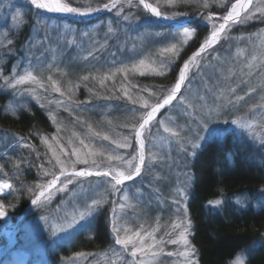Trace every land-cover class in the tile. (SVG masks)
Segmentation results:
<instances>
[{
    "label": "rangeland",
    "instance_id": "rangeland-1",
    "mask_svg": "<svg viewBox=\"0 0 264 264\" xmlns=\"http://www.w3.org/2000/svg\"><path fill=\"white\" fill-rule=\"evenodd\" d=\"M215 1L222 5L221 9L228 10L227 15L233 11L234 6L236 8L234 15H238L242 8V0L230 5L229 0ZM20 2L23 1L0 0V8L3 5L7 6L12 24L22 21L23 9L18 5ZM24 2L36 8L31 0ZM133 3L147 12L139 2L115 0L116 9L112 13L116 17L124 18L122 14L126 9L123 7ZM158 3L161 7H168L171 10L170 14L166 15L152 4L162 15L175 14L176 18L170 20L171 22L182 23L190 20L183 13L173 11L176 3H171L170 0H158ZM111 4L112 1L109 5ZM96 8H100L101 11L86 17L110 11L104 7ZM198 13L199 18L203 17L204 24L211 30L213 25L218 28L223 21L220 19L222 16L206 12L202 8ZM152 18L161 23L155 17ZM254 23L264 24V0H254L250 10L238 22L228 26L220 40L215 43V47L192 63L187 77L193 72L196 79L189 85L190 93L187 98H177L165 105L160 114L144 129L142 143L145 164L143 173L137 180L143 177L146 169L148 173L141 183L134 180L117 185L118 191L114 192L112 185L115 181L108 176L89 178L73 176L71 184H66L64 177L58 187L37 204L36 208L43 211L44 215L33 217L25 226L21 222L18 229L10 215L0 209L10 218L8 229L0 230L2 257L0 264H53L49 257L51 244L72 242L79 229L91 226L96 215L104 208L102 207L104 202H110L112 205L108 211L115 237L114 247L103 254L62 259L61 264H199L191 241L193 223L188 207L192 178L186 168L192 154L188 153L187 156L184 152L187 151L190 128L197 126L195 130H198V127L203 129L201 139H221L227 134L234 133L239 137H245L255 148L263 149L264 153V27L254 34H240L241 36L232 34L234 29L248 27ZM100 26L102 23H97L79 31L69 23L47 22L44 25L45 29L42 28L44 30L42 34L38 33L41 29L36 31L38 34H35L34 40L38 46L44 42L48 47L47 41H42L41 36L49 30L50 36L55 38L49 40L51 45L48 44L52 47L54 57L51 62L39 66L31 65L30 61L22 59L6 65L9 59L1 51L5 34L0 33V97L4 96L3 107L11 113L25 110L29 105L36 103L49 112L51 119L57 124L58 131L52 137L43 138L45 147V151L42 152L43 159L51 168L53 167L54 172L63 170L67 176H72L69 174L73 172L95 173L97 170L108 171L111 177L118 173L128 176V173L134 172L138 166L136 135L133 143L128 137L114 141V153L122 159L107 162L101 160L98 152L89 147L83 134L74 131L69 133L64 131L63 127L60 128L64 118L63 111L70 112L72 116H76L78 112V104L75 101L78 88L71 78V70L75 69L74 67L71 69V65L75 64L73 61L77 55L91 53L89 47L80 46L77 36L80 32L89 42V37L93 36L96 33L95 29ZM185 29L188 28H180V31L166 40L150 38H153L156 46L165 45L170 48L173 44L184 45L193 37L192 34L191 37L185 38L183 36ZM152 36L160 37L159 34ZM167 53H170V57L173 55V51H163L164 55L158 57L151 55L147 56V59L136 61L133 63V72L160 74L170 70L173 60L166 55ZM145 101L147 99H141L137 109L138 115L144 116L150 107L148 101L149 107L143 106ZM95 137L99 142H103L102 136ZM107 142L112 141L107 138ZM12 143L16 145L9 147ZM123 144H127L128 147L117 146ZM27 146L25 140L2 136L0 152L4 149H8L9 152L18 151ZM178 153H183L188 160L183 162ZM85 160L87 163L83 162ZM128 162H131V166ZM53 179L55 177L51 180ZM10 191V184L0 180V197L9 194ZM260 193L262 196L258 200L245 195L233 197L232 205L245 208L253 204L258 210L264 203V189ZM220 201V205L210 203L209 207L213 211L223 210L225 201ZM20 234L23 244L17 248V238ZM182 235L186 236L187 244L184 243ZM117 239L127 243L117 244ZM173 239L177 243L169 242ZM3 242L5 246H2ZM133 251L136 252L135 256L132 255ZM186 252L190 255H185ZM247 261L248 255L240 252L230 264H247Z\"/></svg>",
    "mask_w": 264,
    "mask_h": 264
},
{
    "label": "trees",
    "instance_id": "trees-1",
    "mask_svg": "<svg viewBox=\"0 0 264 264\" xmlns=\"http://www.w3.org/2000/svg\"><path fill=\"white\" fill-rule=\"evenodd\" d=\"M21 1L23 2L18 5L23 9V16L19 23L12 24L6 5L0 8V33L5 34L1 51L9 59L6 62L8 66L21 59L30 61L34 66L45 65L53 60L54 52L49 46L52 44H49V40L54 38L50 36L51 32L48 30L41 36L42 41L49 44L48 47L44 42L38 46L34 40L35 34H42V28L45 29L47 22L69 23L79 31L102 23V26L95 29L96 33L89 37V42L80 32L77 36L80 46L89 47L91 53L77 55L73 61L76 65H71V69L75 68L71 70V78L78 88L75 95L78 112L76 116H72L70 112L63 111L64 118L60 128L63 127L69 133L74 131L83 134L89 147L98 152L101 160L107 162H113L109 157L116 156L113 150L114 141L128 137L134 142V130H137L144 117L137 114L141 99H147L151 105L161 102L178 81L184 63L212 33L210 27L204 24L205 19L199 18L198 10L202 8L222 17L228 13L215 0L177 2L173 11L181 12L194 20L199 18L187 26L193 32V37L184 45H176L171 57L170 53L166 54L173 60L170 70L162 72L163 74H140L132 70L136 61L147 59L151 55H164L162 52L169 48L165 45H154L153 38L166 40L180 29L155 21L136 3L123 7L126 9L122 14L124 18L111 13L84 23L48 16L26 4L24 0ZM64 1L85 10L87 7H103L112 0ZM148 1L156 5L161 13L170 14L171 10L158 5V0ZM236 1L238 0H229V5ZM262 27L264 24L254 23L234 29L232 34H254ZM39 29L40 32L36 33ZM158 34L160 37L152 36ZM72 49L73 52L74 48ZM194 74H188L186 85L178 99L187 98L190 93L189 85L196 79ZM3 99L4 96L1 95L0 141L2 136H9L28 143L25 149L12 152L4 149L0 152V180L11 186L10 193L0 197V209L8 213L16 224L37 194L53 177L61 173L54 172L42 155L45 151L43 138L52 137L58 129L49 112L39 104H31L25 110L10 113L3 107ZM150 109L151 107L147 112ZM195 128L197 126L190 128L187 151L184 152L187 156L192 154L189 160L183 153H178V156L183 162L188 160L189 166L186 169L192 178L188 207L193 223L191 241L199 264H230L240 252L248 255L247 264H264V203L258 210L253 204L245 208L232 205V199L236 196L245 195L257 200L261 198L260 192L264 189L263 149L255 148L245 137L234 133L221 139H201L203 129ZM95 136H102L103 142H99ZM105 137L112 142H107ZM14 145L16 144L12 143L9 147ZM147 173L146 169L143 177L136 180V183H141ZM217 199L225 201V208L213 211L209 205ZM102 207L104 208L96 215L91 226L79 229L72 242L51 244L49 257L53 264H61L62 259L80 255L103 254L114 247L115 237L108 211L112 205L104 202ZM42 215L44 212L35 207L27 215L23 226L33 217ZM22 244L20 234L17 248Z\"/></svg>",
    "mask_w": 264,
    "mask_h": 264
},
{
    "label": "snow or ice",
    "instance_id": "snow-or-ice-1",
    "mask_svg": "<svg viewBox=\"0 0 264 264\" xmlns=\"http://www.w3.org/2000/svg\"><path fill=\"white\" fill-rule=\"evenodd\" d=\"M31 2L33 4H35L36 8H38V9H46L50 13L71 14V15H76V16H86V15L101 11L100 8H91V7L87 8L85 10H81L78 7H72L69 4H67V3H61L60 0H53V2H51V3H40V2H38V0H31ZM140 2L142 4H144V0H140ZM170 2L171 3H177V2L186 3L187 0H170ZM115 6H116L115 0H112V4L111 5L105 4L103 7H104L105 10H111L112 8H115ZM144 7H145V9H147L149 11L150 15H152L154 17H157V18H160V19H164V20H174L176 18L175 14L173 16L162 15L155 7H152L151 5L144 4ZM235 12H236V8L234 6L233 7V11L230 12L226 17H223L224 23H221L218 28L215 25H213V30H212L211 36L204 41V43L201 45L200 50L193 55V57L191 58L192 61H194L196 59V57L200 56V53L203 52L205 49H207L208 47H211V45L217 40V37H218L219 33L221 31H223V29L225 28V25L229 21L238 22V15H234ZM125 19H127V17H125ZM209 19H211V18H209ZM109 31H111V29H109ZM192 34H193L192 31H189L188 29H185L184 32H183V36L185 38L191 37ZM85 35H87V33H85ZM175 48H176V45L173 44L170 48L166 49V51H173V50H175ZM141 63H143V62H141ZM190 63H191V61L185 62L183 68L179 72L178 82L175 83L174 87L171 89L170 92H168L167 96L165 98H163V102L162 103L157 102L156 104L150 106L151 110L146 112V114L144 115L143 123H141L139 125V130H134L135 131V135H136L137 138H139L141 136V131L145 128L146 125L149 124V122L159 112V110L161 108H163L165 105L170 104V102H172L173 99L175 98L176 93L181 90V86H182L183 82L186 80V72H187V70L190 67ZM160 74H163V73L161 72ZM84 79H87V77H84ZM58 90L59 89H57V91ZM133 103H139V101H133ZM143 106L149 107L148 104H147V101L144 102ZM105 139H107V137H105ZM117 146L118 147H128L127 144L117 145ZM141 147H143L142 144H141ZM193 147H195V145H193ZM109 159L110 160L111 159L119 160V159H122V157H119V156L109 157ZM83 162L87 163L86 160L83 161ZM140 162L141 163L144 162L143 161V153H141ZM128 163L131 166V162H128ZM140 171H141L140 167L136 166L135 169H134V173L133 172H129L127 177H125L123 173H118L116 175H113L112 179L115 181V183L112 185L113 191L114 192L118 191L116 186L120 185L124 179H131L134 174L135 175H139ZM61 175H64L63 170H61ZM86 175L87 176H92L93 172L92 171H87V172L79 171V172H74L72 174V176H65L66 184H71L72 183V177L73 176L74 177H83V176H86ZM95 175L96 176L107 177V176H109V172L108 171L101 172L100 170H97L95 172ZM65 181H61V183H65ZM55 183H56V181L53 180L52 184H55ZM60 190H62V189H60ZM31 202L34 205L37 203L36 200H32ZM211 203L214 204V205H220L221 201L219 199H217V200L212 201ZM0 207H2V206H0ZM5 216H6L5 212L0 211V220L5 219ZM182 239H183L185 244L188 243L187 238H186L185 235H182ZM169 242L172 243V244L177 243V241L174 240V239L170 240ZM116 243L117 244H122V243H127V241H122V240L117 239ZM132 255L135 256L136 252L133 251ZM185 255H190V253L186 252Z\"/></svg>",
    "mask_w": 264,
    "mask_h": 264
},
{
    "label": "water",
    "instance_id": "water-1",
    "mask_svg": "<svg viewBox=\"0 0 264 264\" xmlns=\"http://www.w3.org/2000/svg\"><path fill=\"white\" fill-rule=\"evenodd\" d=\"M60 1H62V0H60ZM131 1H136V2H139V3H141L140 2V0H131ZM142 4V3H141ZM144 4H148V5H150V3L147 1V0H144ZM144 4H142V6L144 7ZM145 8V7H144ZM116 9V7L115 8H113V9H111L110 11H107V12H103V13H101V14H98L96 17L98 18V17H102V16H104V15H106V14H108V13H110V12H112V11H114ZM147 10V9H146ZM247 10L248 9H245V8H242V10L240 11V13L238 14V21H239V19L247 12ZM44 11V10H43ZM148 11V10H147ZM46 14H48V15H50V16H54V17H58V18H63V19H68V20H70V21H77V22H87V21H91V20H93V19H95L96 17H87V18H81V19H79V18H71V17H66V16H61V15H56V14H52V13H49V12H46V11H44ZM149 12V11H148ZM155 18H157V17H155ZM158 20H160V21H162V19H160V18H157ZM168 21V23H163V24H165V25H170V26H174V27H176V28H182V27H185V26H187L191 21H185V22H182V23H174V22H171L170 20H167ZM231 23H236V22H233V21H231ZM206 50H208V49H205L203 52H201L200 53V56L206 51ZM195 54V53H194ZM193 54V55H194ZM193 55L188 59V61H192L191 60V58L193 57ZM187 61V62H188ZM190 65H191V63H190ZM175 99V98H174ZM173 99V100H174ZM142 153H143V155H144V149H142ZM145 158V157H144ZM141 172H142V169H141V171H140V174H141ZM73 173H71V175H72ZM139 174V175H140ZM65 175H67V174H64V175H59L57 178H56V180H57V183H56V185H54V186H47L42 192H40L39 193V195L35 198V200L37 201V203L42 199V198H44L48 193H50V191L51 190H53L56 186H57V184H58V182L65 176ZM139 175H133V177L131 178V179H124L123 181H122V183H126V182H129V181H131V180H133V179H136ZM85 177H101V176H96L95 175V173H93V175L92 176H85ZM108 177H110V178H112L111 176H108ZM127 177V176H126ZM36 203V204H37ZM35 204V205H36ZM33 203H31V205L29 206V208H28V210H27V212L25 213V215L29 212V211H31V209L35 206ZM25 215L23 216V218L25 217ZM22 218V219H23ZM22 221V220H21ZM20 221V222H21ZM19 225V224H18Z\"/></svg>",
    "mask_w": 264,
    "mask_h": 264
},
{
    "label": "bare ground",
    "instance_id": "bare-ground-1",
    "mask_svg": "<svg viewBox=\"0 0 264 264\" xmlns=\"http://www.w3.org/2000/svg\"><path fill=\"white\" fill-rule=\"evenodd\" d=\"M38 2H40V3H51V2H53V0H38ZM61 3H64V1H60ZM253 2H254V0H242V8H245V9H249L250 10V8H251V6H252V4H253ZM150 5L152 6V7H155L154 5H152L151 3H150ZM156 8V7H155ZM241 8V9H242ZM157 9V8H156ZM44 11H46V12H48L46 9H43ZM158 10V9H157ZM159 11V10H158ZM113 12V11H112ZM112 12H110V13H108V14H111ZM160 12V11H159ZM50 13V12H49ZM52 14H56V15H61V16H66V17H71V18H79V19H81V18H85L86 16H76V15H71V14H58V13H52ZM107 15V14H106ZM97 15H93V16H91V17H96ZM105 16V15H104ZM103 17V16H102ZM102 17H96L95 18V20H97V19H99V18H102ZM162 21L164 22V23H167L168 21L167 20H164V19H162ZM221 23H224V20L221 22ZM231 24V21H229L226 25H225V28L223 29V31H221L220 33H219V35H218V37H217V40L211 45V47L212 46H215V43L216 42H218L219 40H220V38H221V36L224 34V32L226 31V29L228 28V26ZM211 36V35H210ZM211 47H208L207 49H210ZM198 57H200V56H198ZM198 57H196V59L198 58ZM196 59L194 60V61H196ZM194 61H191V65H192V63L194 62ZM185 64V63H184ZM190 65V66H191ZM183 68V67H182ZM187 72H188V70H187ZM187 72H186V76H187ZM186 81V80H185ZM183 82V84H182V86H181V90L179 91V92H177L176 93V96L175 97H178L179 95H180V93L182 92V90H183V87L185 86V83L186 82ZM163 102V100L160 102V103H162ZM173 102V101H172ZM172 102H170V103H172ZM163 108H161L160 110H159V112L153 117V119L149 122V124L148 125H150V123L154 120V118L155 117H157L159 114H160V112H161V110H162ZM151 110V109H150ZM143 122V121H142ZM148 125H146L145 126V128H147L148 127ZM144 128V129H145ZM144 129L141 131V136L139 137V138H137V152H138V166L140 167V169H142L143 168V166H144V164H145V156L143 155V163H141L140 162V160H141V153H142V149H144V147H141V144L143 145V143H142V139H143V132H144ZM56 182H57V180H55ZM54 185H56V183L55 184H50V186H54ZM120 185H122V183L120 184ZM9 221H10V218H9V216L8 215H6L5 216V219H3V220H0V230L1 229H8V224H9ZM24 264V263H23Z\"/></svg>",
    "mask_w": 264,
    "mask_h": 264
}]
</instances>
